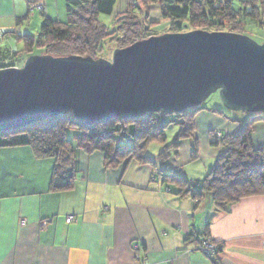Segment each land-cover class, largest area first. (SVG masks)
I'll return each instance as SVG.
<instances>
[{"label":"crops","instance_id":"0c3cea01","mask_svg":"<svg viewBox=\"0 0 264 264\" xmlns=\"http://www.w3.org/2000/svg\"><path fill=\"white\" fill-rule=\"evenodd\" d=\"M38 1L44 9L30 13ZM68 1L0 0V32L8 33L3 45L37 36L45 20L67 21ZM144 1L118 0V14L131 4L143 8ZM147 7L148 19H140L165 20L160 3ZM237 127L204 109L194 138L156 169L137 162L107 167L103 153L77 151L76 183L64 192L50 191L55 160L38 159L29 147L0 149V264H140L137 255L145 264H216L196 250L206 237L223 246L219 264H264V196L244 198L223 213L210 194L194 199L162 182V173L193 183L205 179L220 154L212 146L214 132L223 129L224 136ZM252 143L264 149V121L255 124Z\"/></svg>","mask_w":264,"mask_h":264},{"label":"trees","instance_id":"16d2710c","mask_svg":"<svg viewBox=\"0 0 264 264\" xmlns=\"http://www.w3.org/2000/svg\"><path fill=\"white\" fill-rule=\"evenodd\" d=\"M117 2L69 0L67 22L45 20L37 36L15 37L16 42L22 43V50L0 45V70L21 67L28 58L35 56L37 49L40 51L37 55L100 59L106 53L109 40L116 41V49H119L158 36L151 34L153 23L140 19L132 4L126 12L118 14L117 27L111 33L100 15L111 16ZM156 3H160L163 18L170 21L171 33L203 30L243 34L246 18L264 26V0H243L239 8L235 7V0H145L143 8L146 10L148 5ZM145 16L148 19V13ZM203 110L161 111L133 120H112L92 126L78 123L69 113L21 130L0 131V149L29 147L36 158L55 160L50 191L64 192L72 190L76 183L77 151L103 153L107 167L137 162L156 169L157 165L167 164L178 154L183 140L194 138L195 118ZM260 121H264V114L255 115L243 128L222 135L220 140L215 138L214 132L212 145L220 149V154L202 181L193 183L180 175L163 174L159 170L163 184L180 188L179 195L192 193L194 199L210 194L217 210L223 213L244 198L264 196V149H256L252 143L254 126ZM171 125H176L179 131L173 142L166 144L165 130ZM70 131L77 132L74 143L68 138ZM120 141L125 144L119 145ZM156 141L164 145L158 156L151 158L146 149ZM197 153L198 142L194 139L192 158H197ZM218 245L221 252L223 246Z\"/></svg>","mask_w":264,"mask_h":264},{"label":"water","instance_id":"95a60500","mask_svg":"<svg viewBox=\"0 0 264 264\" xmlns=\"http://www.w3.org/2000/svg\"><path fill=\"white\" fill-rule=\"evenodd\" d=\"M214 93L228 110L264 114V44L196 30L149 37L111 60L35 55L0 70V131L69 113L87 126L182 113Z\"/></svg>","mask_w":264,"mask_h":264},{"label":"rangeland","instance_id":"374dc122","mask_svg":"<svg viewBox=\"0 0 264 264\" xmlns=\"http://www.w3.org/2000/svg\"><path fill=\"white\" fill-rule=\"evenodd\" d=\"M234 5L236 8H239L240 1L235 0ZM142 7H143V5H142ZM135 10L139 13V16L146 14L144 8L137 7V8H135ZM118 11H119V6L116 8V11L111 16L100 15V20L102 22H104V24L107 25V27L109 28L111 33H113L117 27ZM65 22H67V21H64L63 23H65ZM153 28L154 29L151 30V34H154V35H158L161 32H162L161 35L171 33V26H170L169 20H164V21L162 20L160 23L155 24ZM243 30H244V32L242 35L249 37L250 39H252L256 43H258L259 45L264 44V26H260L257 23H255L254 21H252L251 19L246 18V20L243 23ZM5 36H7V35L5 34ZM158 36H160V35H158ZM4 39H5V37H4ZM11 43H12L11 46L8 45L9 47H12L14 50H22V48H23L22 43L15 42V40H12ZM3 44H4V40L2 41V45ZM3 46H6V45H3ZM116 47H117L116 41H111V40L107 41V44L105 47L106 53L104 54L103 58L111 60L112 54H113L114 50L116 49ZM39 52L40 51H38V49H37V50H35L34 54L37 55V54H39ZM24 63L21 65V67L24 65ZM198 108L207 109L209 111L220 112L221 114H216L218 116L219 121H225V122L231 121V123L238 125L237 130L243 128L246 125V122L248 120H250L255 115H258L256 113H248L245 111L235 112V111L228 110L223 105L219 93L212 94ZM171 120H173V118H169V121H171ZM178 131H179V128L176 125H171L165 130V136L167 138L166 144H170L173 142ZM215 132L223 133V129L216 130ZM76 135H77V132H75V131H70L68 133V138L70 141H72V143L75 142ZM118 144L124 145L125 143L120 141V142H118ZM163 145L164 144H162L161 142H157V141L150 143L146 149L147 155L151 158H156L158 156V154L160 153V151L162 150ZM128 146H131V145H128ZM200 146H201V149L204 148L201 145V141H200ZM200 167H202V164L198 163V168H200Z\"/></svg>","mask_w":264,"mask_h":264},{"label":"built area","instance_id":"2783aa9c","mask_svg":"<svg viewBox=\"0 0 264 264\" xmlns=\"http://www.w3.org/2000/svg\"><path fill=\"white\" fill-rule=\"evenodd\" d=\"M43 9H44V3L41 1H38L36 3L31 4L29 7L30 13H32L36 10H43ZM5 34L6 33H4V32H0V45L2 44V41L4 40ZM12 68L19 69L21 67L16 65ZM215 138L220 140L222 138V133L216 132ZM72 220H73V217H69L67 221H68V223H70V222H72ZM133 249L136 253H138L139 251H141L142 248L139 244H134ZM196 250L199 251L200 253H202L208 259L214 261L216 264L217 263L219 264L218 257L220 254V246L218 245V243L212 241L210 238H208V237L203 238L201 240V242L197 245ZM136 259H137L138 263L145 264L146 258L142 259L140 256L137 255Z\"/></svg>","mask_w":264,"mask_h":264}]
</instances>
